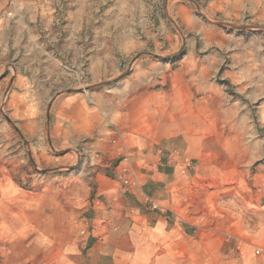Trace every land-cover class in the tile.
Returning a JSON list of instances; mask_svg holds the SVG:
<instances>
[{
  "label": "crops",
  "instance_id": "crops-1",
  "mask_svg": "<svg viewBox=\"0 0 264 264\" xmlns=\"http://www.w3.org/2000/svg\"><path fill=\"white\" fill-rule=\"evenodd\" d=\"M199 1L209 16L264 19V0ZM70 3L90 10L94 0ZM165 7L187 29L222 37L189 0ZM82 18L78 7L74 36ZM184 63L135 62L124 104L101 94L55 100L51 141L63 148L87 139L96 166L90 177L45 175L28 185L0 168V264H264V171L234 179L233 163L187 140L193 79ZM24 101L35 115L33 100Z\"/></svg>",
  "mask_w": 264,
  "mask_h": 264
},
{
  "label": "rangeland",
  "instance_id": "rangeland-1",
  "mask_svg": "<svg viewBox=\"0 0 264 264\" xmlns=\"http://www.w3.org/2000/svg\"><path fill=\"white\" fill-rule=\"evenodd\" d=\"M189 1L197 19L223 32V38L187 29L165 0H94L90 10L71 0L5 4L0 10V168L25 185L45 175L90 177L98 152L87 139L63 148L51 141L55 100L70 93L101 94L124 104L126 78L144 59L173 60L174 69L188 63L193 95L187 140L206 143L207 157L233 163L234 179L253 181L263 173L264 19L224 20L209 16L199 0ZM78 7L84 18L74 36L71 18ZM131 42L134 49L126 52ZM193 44L195 53L189 52ZM24 96L33 100L35 115L25 113Z\"/></svg>",
  "mask_w": 264,
  "mask_h": 264
},
{
  "label": "water",
  "instance_id": "water-1",
  "mask_svg": "<svg viewBox=\"0 0 264 264\" xmlns=\"http://www.w3.org/2000/svg\"><path fill=\"white\" fill-rule=\"evenodd\" d=\"M222 24H224V25H227V23H222ZM229 26H232V27H238V26H236V25H229ZM250 25H246V26H242L243 28H245V27H249Z\"/></svg>",
  "mask_w": 264,
  "mask_h": 264
},
{
  "label": "built area",
  "instance_id": "built-area-1",
  "mask_svg": "<svg viewBox=\"0 0 264 264\" xmlns=\"http://www.w3.org/2000/svg\"><path fill=\"white\" fill-rule=\"evenodd\" d=\"M123 144H124V142H123Z\"/></svg>",
  "mask_w": 264,
  "mask_h": 264
}]
</instances>
